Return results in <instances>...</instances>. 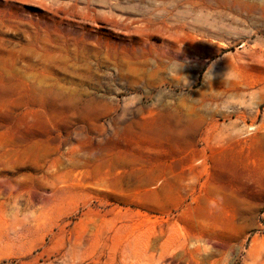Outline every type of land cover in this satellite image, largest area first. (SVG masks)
Instances as JSON below:
<instances>
[{
	"label": "rangeland",
	"instance_id": "rangeland-1",
	"mask_svg": "<svg viewBox=\"0 0 264 264\" xmlns=\"http://www.w3.org/2000/svg\"><path fill=\"white\" fill-rule=\"evenodd\" d=\"M0 264H264V0H0Z\"/></svg>",
	"mask_w": 264,
	"mask_h": 264
}]
</instances>
